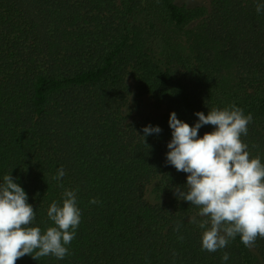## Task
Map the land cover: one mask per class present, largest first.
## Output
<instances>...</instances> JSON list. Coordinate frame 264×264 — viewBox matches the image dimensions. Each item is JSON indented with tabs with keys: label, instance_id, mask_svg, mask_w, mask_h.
<instances>
[{
	"label": "trees",
	"instance_id": "1",
	"mask_svg": "<svg viewBox=\"0 0 264 264\" xmlns=\"http://www.w3.org/2000/svg\"><path fill=\"white\" fill-rule=\"evenodd\" d=\"M258 3L212 0L209 11L175 0H0V183L11 173L42 230L65 189L77 190L82 213L70 255H25L16 264H264V238L248 248L237 235L224 249L202 250L203 230L188 222L197 207L144 197L154 178L159 192L187 183V173L166 163L172 111L189 125L198 111L232 104L251 113L241 139L264 163ZM128 75L165 107L161 116L128 120ZM147 125L161 128L148 145ZM61 167L65 176L54 180Z\"/></svg>",
	"mask_w": 264,
	"mask_h": 264
},
{
	"label": "clouds",
	"instance_id": "2",
	"mask_svg": "<svg viewBox=\"0 0 264 264\" xmlns=\"http://www.w3.org/2000/svg\"><path fill=\"white\" fill-rule=\"evenodd\" d=\"M256 11H264V4L258 3ZM195 115L194 125L179 119L175 111L169 116L172 139L167 144L166 163L188 174L187 183L175 186L174 195L199 209L188 222L203 230L202 250L224 249L237 235L245 247H254L258 237L264 238V163L259 155L250 158L249 145L241 139L247 136L253 116L235 104ZM208 124L213 130L198 136V130ZM160 132L158 125L144 126V142ZM65 174L61 167L53 179L60 181ZM27 201L28 194L11 173L4 175L0 183V264H16L25 255L37 261L70 255L68 246L82 215L77 190L65 189L62 205L58 201L50 204L47 217L53 224L45 230L34 225L35 209ZM89 202L100 203L95 198ZM179 228L178 223L175 230ZM228 259L225 252L222 260Z\"/></svg>",
	"mask_w": 264,
	"mask_h": 264
},
{
	"label": "rangeland",
	"instance_id": "3",
	"mask_svg": "<svg viewBox=\"0 0 264 264\" xmlns=\"http://www.w3.org/2000/svg\"><path fill=\"white\" fill-rule=\"evenodd\" d=\"M178 5L194 7L203 5L210 11L212 0H175ZM197 22L194 23L196 25ZM237 72L235 66H231L228 70V75L234 77ZM127 82L131 92L127 103L124 106V111L129 121H138L146 117L161 116L165 112V107L146 94H141L138 90V85L135 79L127 76ZM158 178L152 179L145 188V200L150 204H160L163 206H171L175 202L176 195L174 192H159L157 190ZM199 219V218H198Z\"/></svg>",
	"mask_w": 264,
	"mask_h": 264
}]
</instances>
